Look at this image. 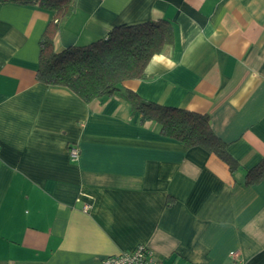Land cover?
Returning <instances> with one entry per match:
<instances>
[{
  "label": "crops",
  "instance_id": "crops-1",
  "mask_svg": "<svg viewBox=\"0 0 264 264\" xmlns=\"http://www.w3.org/2000/svg\"><path fill=\"white\" fill-rule=\"evenodd\" d=\"M53 18L40 0L0 2V264H103L140 244L166 264H264V178L245 183L264 157V0H74L54 35L61 51L170 21L173 45L121 89L208 114L234 174L121 93L87 103L40 82Z\"/></svg>",
  "mask_w": 264,
  "mask_h": 264
},
{
  "label": "trees",
  "instance_id": "trees-1",
  "mask_svg": "<svg viewBox=\"0 0 264 264\" xmlns=\"http://www.w3.org/2000/svg\"><path fill=\"white\" fill-rule=\"evenodd\" d=\"M34 0H0L28 3ZM74 0H40L54 11V18L39 41L37 78L46 85L66 86L85 102L104 100L117 93L129 101L141 123L154 121L163 136L176 139L187 148L200 147L223 160L234 174L238 161L228 152V144L217 136L208 114L164 106L145 100L136 91L121 87L124 82L145 77L151 59L174 43L173 25L168 20L125 24L115 27L106 38L87 45L55 51L54 35L71 13ZM264 178V157L246 173V184Z\"/></svg>",
  "mask_w": 264,
  "mask_h": 264
},
{
  "label": "built area",
  "instance_id": "built-area-1",
  "mask_svg": "<svg viewBox=\"0 0 264 264\" xmlns=\"http://www.w3.org/2000/svg\"><path fill=\"white\" fill-rule=\"evenodd\" d=\"M79 151L77 147L70 148L72 158H77ZM88 206H86V209ZM233 262L231 264H244L238 257L237 252L231 253ZM103 264H166L156 258L155 251L145 244L137 245L133 250L111 255L103 260Z\"/></svg>",
  "mask_w": 264,
  "mask_h": 264
}]
</instances>
